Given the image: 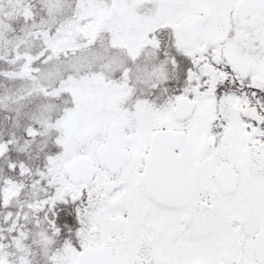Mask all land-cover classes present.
Segmentation results:
<instances>
[{
    "label": "snow or ice",
    "instance_id": "6c2138e0",
    "mask_svg": "<svg viewBox=\"0 0 264 264\" xmlns=\"http://www.w3.org/2000/svg\"><path fill=\"white\" fill-rule=\"evenodd\" d=\"M0 264H264V0H0Z\"/></svg>",
    "mask_w": 264,
    "mask_h": 264
}]
</instances>
